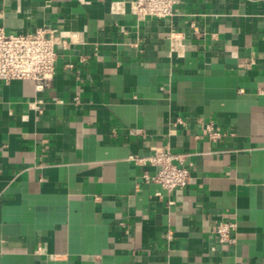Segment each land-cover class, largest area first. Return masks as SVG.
Wrapping results in <instances>:
<instances>
[{"label": "crops", "instance_id": "obj_1", "mask_svg": "<svg viewBox=\"0 0 264 264\" xmlns=\"http://www.w3.org/2000/svg\"><path fill=\"white\" fill-rule=\"evenodd\" d=\"M134 1L0 0V27L69 44L47 91L0 81V264H264V0ZM158 148L188 187L145 181Z\"/></svg>", "mask_w": 264, "mask_h": 264}, {"label": "built area", "instance_id": "obj_2", "mask_svg": "<svg viewBox=\"0 0 264 264\" xmlns=\"http://www.w3.org/2000/svg\"><path fill=\"white\" fill-rule=\"evenodd\" d=\"M179 0H135L134 13L140 19L155 17L166 19L175 16ZM173 51L184 50L185 37L173 32L170 35ZM69 46L62 40L58 31L51 27H42L32 33H10L0 27V81L9 84L15 80L32 81L36 91L41 93L52 87L58 62V47ZM212 139H220L224 134L212 124L207 126ZM138 163L150 164L154 173H147V183H157L168 193L185 189L192 179L191 170L184 164V156L175 154L169 148L155 149ZM234 221H222L217 234L221 243H234L236 231Z\"/></svg>", "mask_w": 264, "mask_h": 264}]
</instances>
